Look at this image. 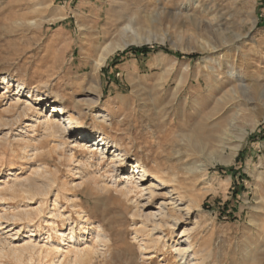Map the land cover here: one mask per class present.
Here are the masks:
<instances>
[{"label":"rangeland","instance_id":"374dc122","mask_svg":"<svg viewBox=\"0 0 264 264\" xmlns=\"http://www.w3.org/2000/svg\"><path fill=\"white\" fill-rule=\"evenodd\" d=\"M126 25L148 40L114 52L95 69L99 49L115 41ZM129 30L127 35L132 34ZM237 35L240 39L235 40ZM146 45L166 50L150 49L145 56L129 50ZM213 45L219 48L207 49ZM212 66L219 72L216 80ZM3 76L10 85L5 92L0 83V186L13 179L20 182L30 172L29 176L40 180L43 170L51 171L47 177L54 176L55 182L37 216L40 220L33 221L41 224L36 235L29 237L30 226L10 215L0 218V264H58L60 254L73 241L81 248L90 244L98 219L114 230L120 206L104 190L85 187L94 175L100 186L113 193L112 182L121 183L135 159L148 168L156 163L175 166L184 184L174 187L185 191L186 199L196 200L199 207L188 215L182 211L176 227L153 229L154 236L163 239L152 259H145L133 240L127 213L129 221L122 225L124 246L113 250V264H177L169 245L183 234L190 236L194 251L204 259L201 264H264V234L257 225L264 229V209L255 208L259 197H264V0H0ZM17 84L24 88L18 97L29 101L22 118L15 113L23 106L15 100ZM42 93L51 102L37 103ZM54 105L64 116L76 118L77 128L105 133L125 152V159L111 162L109 152L97 166V152L93 164L82 165L85 158L71 148L76 135L67 132L68 142L52 151V159L41 158L44 165L39 167V159L30 147L24 151L21 139L37 141L41 129L30 124L37 112L41 119L52 116ZM98 111L109 112L110 124L97 121ZM184 135L191 143L181 140ZM55 144L51 142L44 151ZM212 154L230 161L209 162ZM192 164L203 166L202 176L184 172ZM136 180L141 189L136 197L137 220L152 228L167 218L174 196L170 186L157 184L150 176ZM59 181L66 190L57 205L63 216H70L66 225L49 214L56 184H62ZM39 199L0 201V214L11 208H35ZM50 228L62 231L64 241L60 232ZM48 235H52L50 244L63 249L60 254L42 257L14 252L28 239L44 246ZM248 247L254 252L250 259L244 254Z\"/></svg>","mask_w":264,"mask_h":264},{"label":"bare ground","instance_id":"6f19581e","mask_svg":"<svg viewBox=\"0 0 264 264\" xmlns=\"http://www.w3.org/2000/svg\"><path fill=\"white\" fill-rule=\"evenodd\" d=\"M129 29L132 30L131 35H127V31ZM221 37H223V35ZM223 39H224V37H223ZM238 39H240V36L237 35L235 37V40H238ZM146 40H148V38H144V36L140 32L133 30L131 25H126L125 27L123 26L120 29L119 35H118L117 39H115V41H110V42L104 44L99 49V52H98V54L94 60L95 69H99L100 66H102V64L105 62L107 57L109 55L113 54L114 52L119 51V50H123L125 47H127L131 43L142 44ZM217 47L218 46L213 45V46H208L207 49L212 51L213 49H216ZM214 61H215V63L218 64V66H220V64L218 63L217 60H214ZM211 70H212V75H213L214 79L216 80L219 77V72H217V69L215 66H212ZM231 74H233V73H231ZM0 83L4 84V86H5L4 88L6 89L5 92H7L8 86H6V85H10V80L8 79V77L3 76L2 78H0ZM23 91H24L23 85L17 84V89H16V95H17L16 97L17 98L15 100H16V102L20 100V102L23 103V106H21L20 110H18L17 108L15 109V113L17 114V116L19 118H22V116L26 114V110L29 109V107L27 106V103H29L28 99H22L21 100L20 97H18L19 94L22 93ZM5 92H3V93H5ZM26 94H28V92H26ZM25 98H26V96H25ZM49 98L50 97H48V95H46L44 93L39 94V95H37V99H38L37 103H41V104L45 103L46 104V102L50 101ZM74 105L76 108H78L79 104L75 103ZM60 109L61 108H59L58 105L52 106V112H53L52 114L53 115L50 117H46V116L42 117V119L39 116V112H37L38 116L35 117V119H33L30 126L34 127V128L36 126V127L41 129V133L39 135L40 137L37 138L36 142H33V143L30 142L31 144L28 143L29 139L27 141H25L24 138L21 139L23 146H21V145L20 146L24 149V151L26 150L27 147H30V149L33 151V152L31 151V154H33L34 158L39 159V161H38V162H40L39 167L44 162L43 160L41 161V158L42 159L47 158V160L52 159L53 158L52 151L53 150L55 151V148H57V146H59V145L61 146V144H66L68 142L67 139L68 138L70 139L71 135L69 134V136H67V132H70V133L74 132V135H76V138L74 140H71L70 143L72 144L71 148L79 150L78 154L80 156H82V158H85L84 163H81L82 165L85 163L93 164L95 154H97V152H98V156L96 159L97 164L94 163L97 166H99L104 161V158L106 157V155H108L109 152H110L109 157H110L111 162H116L117 160L121 161V160L125 159V156H124L125 152H123V150L119 146H117V144L114 142V140L109 139L105 133H103L102 131H98V130L96 132H90V131L85 130V129L77 128L78 126H77L76 118H74L70 114L67 116H64ZM95 118L100 123L110 124L111 117H110V114L108 111L96 112ZM181 140L183 142H185L184 140H187L189 143H191V139L185 135L181 137ZM51 142H53L54 144L57 142V144H55L54 148L49 147L48 149H46V151H44L45 147L47 148ZM195 144H196V142H195ZM59 148H61V147H59ZM73 152H74V150H73ZM28 155H30V154H28ZM66 155H68V154H66ZM73 157H74V155H73ZM68 158L72 160V153H71V155H69ZM30 159H32V157ZM207 159L209 162H213V161L229 162L230 161V159H226L225 157H222L219 154H212ZM36 164H37V162H36ZM154 166L155 167L148 168L145 165H143L139 160L135 159L134 161H132V165H131L132 168H131L130 173H127V172L123 173L124 180H122V182L118 183V184H116L115 181L112 182L111 186H114L113 187V193L109 187L100 186L99 182L97 181V178L94 175L89 177L90 179H88V181H87L88 183L86 184L85 189L93 190L94 188H100V189L104 190L106 195L112 199L113 204H115L116 206H120L119 208H121V211H122L121 216H120L119 221L117 222L114 230L110 231L111 227H109V225L107 226L104 221L100 220L101 218L100 219L96 218V219H98L97 224L95 225L92 232L90 233V235H91L90 244H87L86 246L84 245V247H82V248L80 246H79L80 248L77 247V244L73 241L72 243H70L68 248L64 251V253L60 254L59 252H61V250H63V249L59 246V244L58 245H53V243L50 244L52 241L50 239L52 235H48L47 239L44 243V246H41V245L39 246V244L38 245L33 244L32 242H30L31 239H28V241H26L25 244H22V246H18L19 247L18 249H16V247H14V249H15V250L13 249L14 252H16V251L20 252L19 254H21V252H24L25 254H27V253H28V255L30 254V256H31V254H33V255L42 256V257H47V256L50 257L51 255L56 256L59 253L60 255H62V258L60 261L58 259V264H113L114 263L113 262V259H114L113 258L114 257L113 256L114 255L113 250L116 247L119 248L120 246H124V241H123L122 235L125 233V231H123L124 227L122 225L124 224V222L129 221V218L126 216V214L130 213V215H131L130 221H131V225L133 226L132 238L134 241H136L138 243V248L140 249V251H142L141 254L143 256H146L145 259H152V258L156 257L155 253L159 251L158 245L162 241L163 236H161V235L154 236L153 229L156 227H159V228L165 227L164 225L176 227L178 224H181L180 222H181L182 217H183L182 213H184L185 215H188L194 209L198 208L199 204L194 199L193 200H191L190 198L186 199V195L184 193L185 191L178 190L177 188L174 187L177 184H181V183L184 184L182 182L183 178H181V176L179 175L178 169L175 166L166 165L165 163L164 164L163 163H156V165H154ZM46 168H44V169H46ZM183 169H184L185 173H196V174L198 173V176H202L203 166L200 164L199 165H197V164L186 165L185 168H183ZM32 170L34 172L36 169L35 170L32 169ZM43 171L41 174L39 173L40 180L36 179V178H32V176H29L32 173V172H30L28 177L23 179L24 181L20 180V182H14V179L12 178L13 181L10 184L4 183V185L0 186V201H5V202L6 201H13L14 202L15 200H19V201L30 200V202H31V200L36 199V197L37 198L42 197V200L39 199V205L35 208H29L28 209L25 207L23 209L18 208L16 210L13 207L15 210L11 208V210L9 209L8 211L1 212V214H0V218H2V217L6 218L8 215H10L11 217L10 216L9 217L12 218V220L20 221V223L22 221V223H24V224L26 223V225H23V226H27V227L30 226L29 229L27 230L29 237L36 235V233L40 232V230H41V226H40L41 224L37 223L38 221L36 222V224H34L33 221H34V219L39 218L37 216H39V214L42 211L44 199L48 196V194L50 192H52L51 189L53 188V184L55 182V180L51 179L52 177H54V176H51L52 175L50 173L51 171L50 172L48 170H45L44 172ZM107 171H109V169ZM47 173L51 174V175H48V176H51V178L47 177ZM37 176H38V174H37ZM146 176H150L155 182H157V184H161L163 186H170V193L174 196V202H173L174 206L168 212L167 218L158 220L157 224L155 226H153L152 228L149 227V224L146 221L141 220V221H139L140 222L139 223L137 220L138 217H140V213L138 212L139 211V207H138L139 201L136 199V197L139 196L138 195L139 193L141 194V189H140V185H138V182L136 179H138V177L142 179ZM15 178L17 179V177H15ZM41 178L44 180H41ZM59 183H62V182L59 181ZM64 184L65 183H62L59 185L56 184V191H54L55 197L52 200L53 201V209H51L50 213H49V214H51V216L55 217L54 219L61 218L62 219V225L65 224L64 222L66 220L70 219L69 215L68 216L65 215L66 217L63 216V214L61 213V211H63V210L61 209V211H60L59 207L57 205L58 200L62 195L61 194L62 190L65 189ZM81 184L82 183H79L75 187H80ZM119 184L121 186H119ZM151 185H152V183H151ZM91 186H95V187H91ZM148 189L150 191V194L152 195L154 193L152 186H149ZM191 198H193V197H191ZM68 199H70V198H68ZM68 199H66V200H68ZM71 202L73 203V200H71ZM75 202H76V200H75ZM73 204H75V203H73ZM17 205H15V206H17ZM70 205H72V204H70ZM263 205H264V197L260 196L255 208L257 210H262V209H264ZM59 206H61V205H59ZM176 210H178V212H176ZM79 211L81 212V210H79ZM44 213L45 212H43V214ZM79 216H81V214ZM79 216H78V218H79ZM35 217H37V218H35ZM169 218H171V219H169ZM87 219L88 218H86L85 220H87ZM38 220H40V218ZM146 220L148 221L147 216H146ZM250 223H253V222L251 221ZM257 225L261 228L260 231L264 234V229L262 228L260 223ZM51 230L52 231L54 230L55 233L60 232V231L56 230L55 228H52ZM68 230L70 233V231L71 232L73 231V228L70 227ZM181 233H185V230H183ZM59 234H60L59 236H60L61 241H64V233L61 231ZM76 236H78V235H76ZM80 236H81V234H80ZM183 237H184V239L180 240V238H183ZM70 238H73V236H71ZM180 238H178L175 241H172V243L169 245V248H170L169 250L173 254V256H172L173 259H175L174 262H177V264H201L202 263L201 261H204V259L199 258L196 251H194V243L191 241L190 236L188 234L187 235L183 234ZM165 245L166 244L164 243L163 247H165ZM252 253H254V252H252L251 247L245 248L244 254L246 256V259L247 258L250 259L253 256ZM16 256H17V258L21 257V255H17V254H16ZM242 256H244V255H242ZM23 258H27V257H23ZM28 258H29V256H28ZM20 260H22V259H20ZM246 261H249V260H246ZM171 262L172 261H170V263Z\"/></svg>","mask_w":264,"mask_h":264},{"label":"trees","instance_id":"16d2710c","mask_svg":"<svg viewBox=\"0 0 264 264\" xmlns=\"http://www.w3.org/2000/svg\"><path fill=\"white\" fill-rule=\"evenodd\" d=\"M150 49H155V50H158V49H164L166 50L165 48L163 47H160V46H154V47H149V46H142V47H132V48H129V50H131V52L133 53H139V54H142L143 56H145L147 54V52H149ZM167 52H172V51H167Z\"/></svg>","mask_w":264,"mask_h":264}]
</instances>
